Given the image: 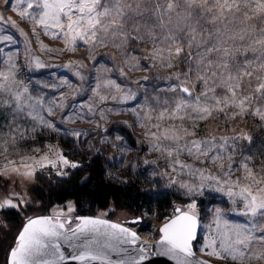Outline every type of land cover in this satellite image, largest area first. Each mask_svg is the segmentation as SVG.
<instances>
[{
  "label": "rangeland",
  "instance_id": "374dc122",
  "mask_svg": "<svg viewBox=\"0 0 264 264\" xmlns=\"http://www.w3.org/2000/svg\"><path fill=\"white\" fill-rule=\"evenodd\" d=\"M94 155L173 201L93 215L157 239L179 207L198 254L264 264V0H0V264L18 232L3 210L78 216L30 189Z\"/></svg>",
  "mask_w": 264,
  "mask_h": 264
},
{
  "label": "water",
  "instance_id": "95a60500",
  "mask_svg": "<svg viewBox=\"0 0 264 264\" xmlns=\"http://www.w3.org/2000/svg\"><path fill=\"white\" fill-rule=\"evenodd\" d=\"M174 211L153 241L126 223L96 215L31 216L18 230L7 264H217L194 248L199 217Z\"/></svg>",
  "mask_w": 264,
  "mask_h": 264
},
{
  "label": "trees",
  "instance_id": "16d2710c",
  "mask_svg": "<svg viewBox=\"0 0 264 264\" xmlns=\"http://www.w3.org/2000/svg\"><path fill=\"white\" fill-rule=\"evenodd\" d=\"M2 188L0 185V191ZM30 192L39 201V206L44 208L71 199L79 215H93L94 210L113 205L134 214L144 210L150 214L159 212L156 217L163 219L173 201L171 193L155 196L146 192L138 177L127 182L109 178L99 155H94L67 176L49 179L38 176ZM3 216L12 231H18L24 223L19 212L14 209H4ZM2 247L0 242V252Z\"/></svg>",
  "mask_w": 264,
  "mask_h": 264
},
{
  "label": "built area",
  "instance_id": "2783aa9c",
  "mask_svg": "<svg viewBox=\"0 0 264 264\" xmlns=\"http://www.w3.org/2000/svg\"><path fill=\"white\" fill-rule=\"evenodd\" d=\"M143 237H144V236H143ZM144 238H146V239H148V240H150V241L156 240V238H148V237H144Z\"/></svg>",
  "mask_w": 264,
  "mask_h": 264
}]
</instances>
